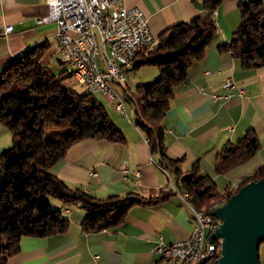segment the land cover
<instances>
[{
  "label": "crops",
  "instance_id": "0c3cea01",
  "mask_svg": "<svg viewBox=\"0 0 264 264\" xmlns=\"http://www.w3.org/2000/svg\"><path fill=\"white\" fill-rule=\"evenodd\" d=\"M246 1L251 0H223L215 11L217 36L205 57L191 65L186 81L174 88L170 107L162 120L166 153L180 159V171L187 174L196 166L200 173L222 184L224 190H235L246 177L264 166V67L244 69L239 59L218 50L219 44L230 40L241 20L239 5ZM125 3L144 12L157 38L168 27L189 21L202 11L200 3L192 0H125ZM48 13L45 0H0V72L40 44L48 46L41 62H47L52 52L57 53L55 22L36 21ZM10 25L12 31L5 32ZM141 68L133 69L132 64L125 86L119 87L126 114L115 110L107 99L101 101L123 131L125 141L85 139L54 166L53 171L70 188H80L97 198L127 193L155 197L166 193L165 187L176 185L172 170L149 152L147 138L135 125L136 106L124 93L133 92L129 72ZM205 69L211 73L206 74ZM146 73H134L136 85L151 82L159 75L154 71ZM229 77L244 87L245 93L240 96L232 90L231 96L214 100L213 95L229 94L225 87ZM70 78L76 82L73 76ZM248 129L257 133L259 151L226 174H218V152L240 139ZM11 145L12 134L0 123V154ZM92 171L97 175H91ZM135 171L140 173L138 180ZM168 193L170 196L158 204L131 207L122 225L90 233H85L80 225L85 216L81 205L57 201L55 206L70 221L68 229L48 237H23L20 251L9 256L6 264H95L96 254L104 264H171L168 259L152 254L151 248L159 237L167 243L188 238L193 226V207L179 194ZM262 263L264 258L260 256Z\"/></svg>",
  "mask_w": 264,
  "mask_h": 264
},
{
  "label": "trees",
  "instance_id": "16d2710c",
  "mask_svg": "<svg viewBox=\"0 0 264 264\" xmlns=\"http://www.w3.org/2000/svg\"><path fill=\"white\" fill-rule=\"evenodd\" d=\"M202 11L189 21L178 22L157 38L156 46L142 50L133 69L155 66L158 77L137 84L129 101L136 106L135 125L148 141L151 155L172 170L178 188L188 192V202L199 212H208L229 199L250 181L264 178V166L246 177L235 190L219 193L215 180L198 171L183 174L180 159L167 155L162 120L170 107L174 88L184 83L191 65L205 57L218 33L215 11L223 0H192ZM241 20L230 40L218 45L241 61L244 69L264 67V1L239 5ZM47 44H40L13 60L0 72V123L12 134V145L0 154V264L20 251L23 237H48L65 232L70 221L53 200L79 204L85 211V233L122 225L135 205H155L170 193L143 197L136 193L97 198L80 188H70L53 171L77 143L96 138L123 143L125 135L113 122L107 108L92 94L63 85L73 76L64 70L56 75L41 62ZM64 62V61H63ZM65 63V62H64ZM74 78V77H73ZM254 129L217 154L216 171L226 174L251 159L260 149Z\"/></svg>",
  "mask_w": 264,
  "mask_h": 264
},
{
  "label": "built area",
  "instance_id": "2783aa9c",
  "mask_svg": "<svg viewBox=\"0 0 264 264\" xmlns=\"http://www.w3.org/2000/svg\"><path fill=\"white\" fill-rule=\"evenodd\" d=\"M49 13L37 18V23L55 22L57 52L67 65L76 66L75 80L84 90H100L115 110L126 114L125 99L119 87L125 86L131 59L145 49L156 46V36L150 30L149 20L138 7L127 6L125 0H45ZM12 25L5 32L12 31ZM210 74L209 69H205ZM226 96L213 95L214 100L228 97L236 91L240 96L245 88L229 77ZM196 88L201 87L196 84ZM167 173V172H165ZM168 174V173H167ZM91 175L96 176L95 171ZM140 177L135 171V178ZM165 192L178 193L179 189ZM184 199V197H182ZM193 210V226L188 238L172 243L159 237L151 253L171 264H200L213 262L221 254L222 239L210 241L209 237L221 224L213 214ZM95 264H104L99 254ZM151 264H155L152 262Z\"/></svg>",
  "mask_w": 264,
  "mask_h": 264
},
{
  "label": "water",
  "instance_id": "95a60500",
  "mask_svg": "<svg viewBox=\"0 0 264 264\" xmlns=\"http://www.w3.org/2000/svg\"><path fill=\"white\" fill-rule=\"evenodd\" d=\"M221 220L210 241L222 239L213 264H260L264 242V178L250 181L211 212ZM202 260L200 264H206Z\"/></svg>",
  "mask_w": 264,
  "mask_h": 264
},
{
  "label": "rangeland",
  "instance_id": "374dc122",
  "mask_svg": "<svg viewBox=\"0 0 264 264\" xmlns=\"http://www.w3.org/2000/svg\"><path fill=\"white\" fill-rule=\"evenodd\" d=\"M47 67L48 70L56 75L62 73L64 70H67L68 72H72V69L70 66H68L66 63L63 62V59L61 58V56L57 53L52 52L49 57H48V61L47 62H43ZM156 70V71H155ZM147 71V73H146ZM154 71L158 74V69L155 66H143L140 71L139 70H131L128 74L129 79L131 80L132 84V91H134L135 87H136V82L137 80L134 73L136 72L138 75H142L143 73L149 74V72ZM145 74V75H146ZM73 77L75 79V75L73 74ZM63 85H65L66 87L72 86L73 89H75L76 91L79 92H85V90L79 85L77 84L72 78H67L66 80L63 81ZM92 96L98 100V101H102L105 100L106 98L103 96V94L101 92H96L93 93ZM129 106V103H128ZM219 184L218 186V190L219 193H223L224 190V186H222V184H220L219 182L217 183ZM58 200H53L54 203H56ZM212 212V211H211ZM260 256L261 258H264V242L261 243L260 245ZM209 264H213V262H207ZM263 264V263H262Z\"/></svg>",
  "mask_w": 264,
  "mask_h": 264
},
{
  "label": "bare ground",
  "instance_id": "6f19581e",
  "mask_svg": "<svg viewBox=\"0 0 264 264\" xmlns=\"http://www.w3.org/2000/svg\"><path fill=\"white\" fill-rule=\"evenodd\" d=\"M133 61H134V59H131V61H130V67L132 66V64H133ZM68 66H70L71 67V69H72V73L75 75V73H76V66H72V65H68ZM86 91H88V92H90V93H96L97 91L98 92H101L100 90H86ZM102 93V92H101ZM103 96L106 98V96L103 94ZM107 99V98H106ZM108 100V99H107ZM178 188V187H177ZM179 189V191H180V194L182 195V197H184V199L186 200V199H188V192H186V191H183V190H181L180 188H178ZM168 190H176V185L175 184H171V186H168ZM176 194H178V193H176ZM188 201V200H187ZM189 203V202H188ZM190 204V203H189ZM195 210V209H194ZM197 211V210H196ZM197 212H199V211H197ZM199 213H203V214H212V213H208V212H199ZM169 260V259H168ZM215 260V259H214ZM170 263H171V261H170Z\"/></svg>",
  "mask_w": 264,
  "mask_h": 264
}]
</instances>
